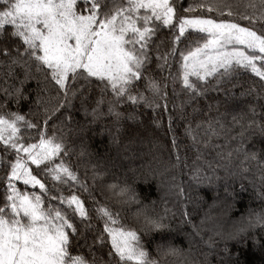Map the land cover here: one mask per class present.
<instances>
[{"label": "snow or ice", "instance_id": "6c2138e0", "mask_svg": "<svg viewBox=\"0 0 264 264\" xmlns=\"http://www.w3.org/2000/svg\"><path fill=\"white\" fill-rule=\"evenodd\" d=\"M161 110L173 151L159 174L183 200L179 218L163 198V206L146 199L153 211L204 264H244L239 249L249 240L264 252V191L260 207L225 234L206 224L207 213L199 224L191 219L199 204L174 172L188 169L193 189L223 184V197L214 193L222 202L235 200V182L246 189L253 164L264 185V148L249 146L264 137V0H0V264H154L155 240L109 203L102 184L141 175L131 165L146 140L164 147L150 139L151 125L163 127ZM93 125L114 155L90 149L102 134ZM70 134L86 158L83 178L69 163ZM69 210L82 226L72 243Z\"/></svg>", "mask_w": 264, "mask_h": 264}, {"label": "trees", "instance_id": "16d2710c", "mask_svg": "<svg viewBox=\"0 0 264 264\" xmlns=\"http://www.w3.org/2000/svg\"><path fill=\"white\" fill-rule=\"evenodd\" d=\"M154 75H158L159 77L166 76L167 73H154ZM164 83H167V81H163ZM29 87L34 88L35 83L30 82ZM171 90V85H169V93ZM239 91V89L237 90ZM146 95L148 93H145ZM213 95V94H210ZM203 103V101H202ZM78 104V102H77ZM127 106H122L121 110H124ZM130 110V109H129ZM21 111L26 112L27 111V105L21 106ZM143 111H146L148 113V116L151 117L154 114L150 109H143ZM138 115H140V112H137ZM167 112H164L163 110L159 113V118L163 122V127L161 129H157L156 125H151L152 131H153V137L150 139L158 140L160 144H162L164 147H153L151 143H148L147 140L145 141V145L141 149L143 155L142 158L136 159L132 163V167L138 169V171L141 173V175L138 176V178L143 181L137 184V187L140 191V193L145 197V199H156L158 204L162 205L161 198L166 199L168 201L167 206L169 208H172L173 211L177 212V216L179 218V210L181 207V201L183 200V197L170 194L168 193V189L164 186V177H162L159 173L162 171L163 166L165 164H168L169 158L171 156V153L173 149L170 147V134H167ZM75 117L77 120H83L82 113H75ZM141 120H144L145 117L141 115ZM128 124L131 125L132 122L128 121ZM93 128L96 129L97 133H102V127L100 125H93ZM178 133H182V128L177 129ZM110 138L107 133H102L93 136L89 140V146L90 149L96 152H105L107 151L110 155L115 154V146L110 145ZM69 147L74 149L73 154L70 156L69 163L73 168H76L77 165H79V174L83 178V175L86 170V158L80 157L78 155L79 147H78V140L76 139L75 134H70L68 137ZM187 142V141H185ZM255 145L254 149L255 151H260V149L264 148V137L261 136H253L250 138L249 146ZM135 147V146H133ZM141 165L143 167L141 168ZM175 174L177 175V183L181 184L182 187L185 189V194H191L193 200H195L199 204V208L197 209L198 215H195L191 217V219L199 224L200 219L205 215V213L208 214L210 219L206 222L208 226H211L212 224L219 225L220 230L223 231V233L227 234L229 231L233 230V226L235 222L246 213L247 209H258L261 205V201L258 198V193L261 191H264V185H262V182L260 181V174L255 170V164H253V170L251 173H249V180L242 181L246 189L241 190L240 188V181H237L233 184L231 190H235V200L234 201H228V202H222V200H215L214 193L219 191L221 194V198L224 195V189L223 184L219 188H214L207 184H202L198 188L193 189L189 187V176L190 172L188 169H175ZM223 175V173H220ZM251 181V182H249ZM183 182V183H182ZM178 191V190H174ZM65 195L68 194L67 191L64 192ZM79 194V193H78ZM81 198L85 200V207L90 208V201L86 198V195L80 194ZM203 197V201H199L197 198ZM175 204V207L173 205ZM231 205V206H229ZM194 207L193 204L188 205V210L191 211ZM70 218L72 216L71 211L69 210ZM95 216L94 213H90ZM70 222L73 223L74 226L78 228V232L76 234L71 233V230L69 231L70 235V243L73 242L74 236H79L80 230L82 229V226L79 223V218H71ZM93 223L96 224L97 228L102 229L103 223L102 221H98L93 219ZM175 226V224H174ZM185 231H191V225H184ZM205 231H207V228H205ZM212 233H208V235H211ZM94 233L85 231L84 237L88 238V243H91L92 237ZM166 237L171 238L175 236L176 238L173 239L176 243L177 242H183V237L176 236L175 233H167L165 234ZM84 237H80L77 243L83 245L84 244ZM160 235L153 237L152 240L160 239ZM205 239H207V236H205ZM216 239L219 241V237H216ZM229 247L233 249V251L238 250V245H236L235 241H229L228 242ZM110 246V244H109ZM220 247H223V243L220 244ZM241 252V259L244 262V264H264V252H261L258 248H253L252 242L248 241V247L246 249H239ZM84 253L87 252V249H83ZM73 254H77L74 252ZM212 264H216L215 257L211 258Z\"/></svg>", "mask_w": 264, "mask_h": 264}, {"label": "clouds", "instance_id": "9594fccd", "mask_svg": "<svg viewBox=\"0 0 264 264\" xmlns=\"http://www.w3.org/2000/svg\"><path fill=\"white\" fill-rule=\"evenodd\" d=\"M168 168L163 166L162 172ZM143 182L138 176L129 180H106L102 187L109 203L121 211L127 222L146 240H152L158 234L175 231V226L167 220H161L157 211H153L150 200H146L140 193L137 184ZM155 254L154 264H204L203 260L188 249L176 243L173 239H156L153 245Z\"/></svg>", "mask_w": 264, "mask_h": 264}, {"label": "rangeland", "instance_id": "374dc122", "mask_svg": "<svg viewBox=\"0 0 264 264\" xmlns=\"http://www.w3.org/2000/svg\"><path fill=\"white\" fill-rule=\"evenodd\" d=\"M69 216H70V214H69Z\"/></svg>", "mask_w": 264, "mask_h": 264}]
</instances>
